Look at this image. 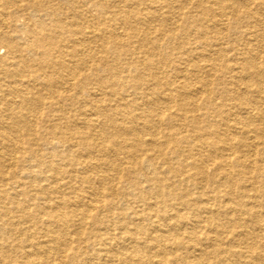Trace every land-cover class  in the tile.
Wrapping results in <instances>:
<instances>
[{
    "label": "bare ground",
    "instance_id": "obj_1",
    "mask_svg": "<svg viewBox=\"0 0 264 264\" xmlns=\"http://www.w3.org/2000/svg\"><path fill=\"white\" fill-rule=\"evenodd\" d=\"M0 48V264H264V0H0Z\"/></svg>",
    "mask_w": 264,
    "mask_h": 264
},
{
    "label": "rangeland",
    "instance_id": "obj_2",
    "mask_svg": "<svg viewBox=\"0 0 264 264\" xmlns=\"http://www.w3.org/2000/svg\"><path fill=\"white\" fill-rule=\"evenodd\" d=\"M76 1H77V0H76ZM78 1H79V0H78ZM177 3H178V2H177ZM92 7H93V6H92ZM240 30H241V29H240ZM240 30H239L238 33H236V35H235V38H236V39H237V36H239V33H241ZM243 31H244V30H243ZM176 32H179V31H176ZM233 35H234V34H232L228 40H233V39H235ZM232 36H233V37H232ZM236 39H235V40H236ZM186 41H187V40H186ZM225 41H227V40H225ZM224 46H225V48L227 49V47H228L227 43H225ZM4 51H5L4 48H0V54H3ZM225 79H226V78H225ZM95 87L99 88L100 86L95 85Z\"/></svg>",
    "mask_w": 264,
    "mask_h": 264
}]
</instances>
